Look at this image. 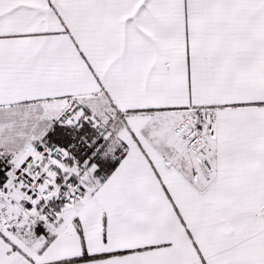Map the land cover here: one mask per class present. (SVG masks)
Listing matches in <instances>:
<instances>
[{
	"label": "snow or ice",
	"instance_id": "6c2138e0",
	"mask_svg": "<svg viewBox=\"0 0 264 264\" xmlns=\"http://www.w3.org/2000/svg\"><path fill=\"white\" fill-rule=\"evenodd\" d=\"M0 264H264V0H0Z\"/></svg>",
	"mask_w": 264,
	"mask_h": 264
}]
</instances>
